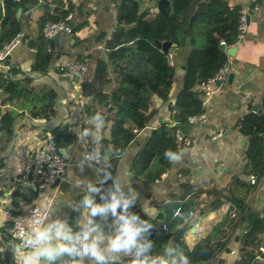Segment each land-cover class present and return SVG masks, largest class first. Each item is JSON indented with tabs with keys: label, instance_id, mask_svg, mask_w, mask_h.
Segmentation results:
<instances>
[{
	"label": "crops",
	"instance_id": "crops-1",
	"mask_svg": "<svg viewBox=\"0 0 264 264\" xmlns=\"http://www.w3.org/2000/svg\"><path fill=\"white\" fill-rule=\"evenodd\" d=\"M223 1H227L230 6L240 4L239 0ZM67 2L72 5L70 13L72 28L81 24L84 26L70 35L59 33L48 41L46 48L48 66L45 73L46 78L48 77L51 82L52 91L58 95L56 97L58 106L49 122L40 119L31 122L24 115L36 99H44L45 82L37 80L36 74L31 70L36 52L28 48L27 42L39 33L37 29L41 14L49 12L50 17H53L67 8ZM256 2L258 10L249 13L247 28L242 39L234 46L226 47H236L234 56L227 57L232 66V79L216 87L209 105L203 108L205 122L190 124L184 136L191 140V145L176 147L174 143L172 144L176 152L182 153L181 161L170 163V167L152 182H143L146 175L157 170L152 143L158 141L167 129L177 126L168 108L176 101H184L182 82L186 75L185 64L191 50L187 41L183 48H175L173 45L168 47L170 50L166 54V61L174 67V75L170 81L160 80L148 72L153 80L159 81L166 87L167 101L161 102L156 113L142 130L133 133L132 145L115 159L114 175L122 179L130 177L133 187L140 193L141 201L131 209L139 215L142 207L170 202L168 197L176 193L224 189L218 196L221 206L213 212H207L196 218L197 209L193 203L195 213L190 216L187 226L189 228L184 236L188 248H192L197 241L220 246L213 264H235L239 249L235 240L244 234L249 225L245 216L241 218L233 201L245 200V215L250 212L258 213L255 222L262 216L264 207V181L257 189L251 190L247 183V175L244 174L249 169L244 156L246 134L249 130L245 118L249 114L257 113L256 106H260L261 109L260 102L264 93V0H256ZM167 4L164 0H136L140 13L146 11L155 14ZM24 6L25 11L20 10L17 18L22 29L20 42L4 61H0V72L5 74L8 69L14 68L30 77L33 82L29 87L33 88V92L20 95L13 91V95L9 96V99L13 100L6 101V96L0 91V119L8 112L18 115L12 122L10 131L0 124V222H4L14 209L34 208L40 202L26 185L14 186L13 182L23 172L32 151L43 145L49 134L55 136L61 152V149L69 144L75 146L77 140L75 129L86 126L84 121L94 113L102 112L106 118V126L102 131L97 132V136L102 139L109 138L112 123V119L107 118L108 111L104 103L95 104L94 110L85 114L83 106L89 99L85 101L79 99V84L93 79L95 63L102 58L103 43L116 27L112 0H26ZM132 30L142 32L141 27ZM100 36L104 39L100 40ZM83 59L86 60V64L80 78L66 77L65 69L73 62ZM51 72L55 75L54 79L48 75ZM2 82L0 81V84ZM15 87L24 89L19 81L16 82ZM110 89L111 85L105 86L103 94L107 95ZM198 96L200 98V90ZM148 107L151 105L148 104ZM242 122L243 125L240 126ZM175 130L176 135L179 132L176 128ZM157 131L159 133L152 142V135ZM144 145L150 147L151 155L144 164L136 165L134 156ZM77 150L84 149L78 145ZM64 160L66 162L64 180L53 186H45L43 191L56 198L57 203H62L58 215L66 218L70 224L74 215L76 214L77 217L79 215V212L72 207H75L84 195L82 190L74 189L70 183L74 176L94 179L95 172L87 165L81 171L77 167L78 157L75 154L71 160L65 158ZM125 182H128L127 179ZM214 198L210 197L202 201L214 202ZM96 199L100 202L98 195ZM194 221L197 223L195 227L192 225ZM9 227L10 221L7 219L4 227L0 228V234L4 236L5 241L11 239L8 234ZM163 227H165L163 224H157L156 230ZM154 235L155 232L150 238L152 241ZM259 237L260 251L264 253V229ZM153 254H156L154 250ZM256 263L264 264L262 261ZM0 264H17L10 249L6 248L0 253Z\"/></svg>",
	"mask_w": 264,
	"mask_h": 264
},
{
	"label": "trees",
	"instance_id": "trees-1",
	"mask_svg": "<svg viewBox=\"0 0 264 264\" xmlns=\"http://www.w3.org/2000/svg\"><path fill=\"white\" fill-rule=\"evenodd\" d=\"M164 1L168 3L165 8L154 14L146 11L138 12L136 0H112L116 27L103 43L102 58L95 63L93 79L79 84V99L84 101L89 99L83 106V112L88 114L94 110L95 104L104 103L108 111L107 118L112 119L109 138L102 139L104 147L108 150H119L123 154L132 145L133 133L142 130L158 110L151 100L153 96L162 103L167 101L166 87L159 81L153 80L148 72L160 80L170 81L174 75V67L166 61V54L170 49L168 48V51L164 53L155 42L170 43L175 48H183L187 41L191 48L185 64L186 75L182 82L184 101H176L168 108L175 125L187 124L188 118L203 113L202 103L198 96L199 84L202 80L212 76L225 62L226 56L219 52V44L223 43L225 47H231L237 42L238 5L230 6L227 1L223 0ZM25 2L26 0H0V49L11 38L21 34L22 29L16 18V12L18 9L25 11ZM71 11L72 5L67 2V8L53 17H50L49 12L42 13L38 21L37 31L39 33L27 42L28 48L36 52L31 70L36 74L37 80L46 84H43L44 99H36L24 115L31 122L35 119L49 122L58 106L56 102L58 95L52 91L51 82L48 77L46 78L48 40L42 37V27L47 22L58 21ZM129 25L142 28V35L139 39L133 40L126 36L127 32L132 31L124 30ZM83 26L81 24L72 28V32ZM100 38V40L104 39L103 36ZM15 80L21 83L25 94L33 92V88L29 87L33 79L10 68L5 74L0 72V81H3L0 84V91L6 96V101L13 100L9 99V96L13 95ZM110 85L111 89L108 94H103L105 86ZM147 100L150 101L151 107L146 104ZM260 103L261 112L249 114L245 118V123L249 125L244 150V156L249 164L248 171L244 173L247 176L252 173L259 175L262 172L264 93ZM17 116L13 112L5 113L0 119V124L10 131L12 122ZM241 125L243 122L240 123ZM175 131L174 127L167 129L158 141H154V138L159 131L153 133L152 147L157 170L146 175L143 182H152L170 167V162L164 158L163 153L166 150L176 152L172 145L175 140ZM116 158L118 157L112 159L114 173ZM250 187L251 190L255 189L253 186ZM223 190H190L170 195L168 200L170 202L191 200L197 209V218L221 206L218 196ZM210 197H215V201L209 203L202 201ZM233 204L243 219L246 212V201L235 200ZM76 218L75 214L70 225L74 224ZM188 228H179L172 233H167L162 228L156 230L153 239L154 252L162 255L166 246L176 245L183 249L191 264H213L220 246L197 241L192 248H188L184 237ZM263 229L264 207L260 219L247 225L244 234L235 240L239 247L235 264H255L258 261L264 263V253L260 251L259 237Z\"/></svg>",
	"mask_w": 264,
	"mask_h": 264
},
{
	"label": "clouds",
	"instance_id": "clouds-1",
	"mask_svg": "<svg viewBox=\"0 0 264 264\" xmlns=\"http://www.w3.org/2000/svg\"><path fill=\"white\" fill-rule=\"evenodd\" d=\"M84 124L75 129V146L61 149L68 161L74 154L78 157L81 171L87 165L95 172L94 179L74 176L70 183L84 192L76 206H70L79 212L74 224L58 215L62 203L47 192L41 193L40 202L26 210L27 216L15 218L8 229L11 239L5 241L0 234V253L10 249L17 264H191L176 245L166 246L162 255L153 254L154 243L149 237L155 227L154 214L142 207L145 219L131 211L141 196L130 177L125 178L126 183L114 175L112 159L122 153L106 149L102 137L97 136L106 126L105 116L98 111ZM78 145L84 150L78 151ZM163 155L173 164L182 159V153L171 150ZM109 180L111 185L105 188ZM7 219L0 222V228Z\"/></svg>",
	"mask_w": 264,
	"mask_h": 264
},
{
	"label": "built area",
	"instance_id": "built-area-1",
	"mask_svg": "<svg viewBox=\"0 0 264 264\" xmlns=\"http://www.w3.org/2000/svg\"><path fill=\"white\" fill-rule=\"evenodd\" d=\"M240 4L238 5L237 10V41H240L246 31L248 19L250 12H255L258 10V3L256 0H239ZM72 17L71 14H67L65 17L60 18L56 22H47L42 27V37L45 40H51L55 35L59 33H65L70 35L72 33L71 26ZM142 35V32L131 31L127 32L126 36L135 40L139 39ZM21 34H18L11 38V40L2 46L0 49V61H4L8 56L10 51L20 42ZM223 44V43H220ZM224 45V44H223ZM224 51L222 52L226 56L225 62L215 71V73L202 80L199 84L200 98L202 107L206 108L209 105L212 94L214 93L216 87L228 80L229 75L232 74V66L228 62V55ZM86 60H79L73 62L67 69H65L64 74L68 78H80L82 72L85 70ZM51 79L55 78L53 72L48 74ZM14 92L20 95H24L23 89L19 87L14 88ZM149 100L146 101V104H149ZM205 114L201 113L196 116H191L188 118V124L195 123H204ZM174 144L176 147L191 145V140L187 137L177 133L175 135ZM90 150V149H89ZM151 149L149 146L144 145L140 147L135 156L134 163L136 165L144 164L145 161L150 157ZM66 171V162L61 155L60 149L56 144V139L54 135L49 134L43 145L34 149L29 157L28 163L25 165L21 175L16 178L13 182V185L24 184L28 187L29 191L34 195L35 198L41 199V193H44L43 189L45 186H53L64 180ZM264 181V155H263V166L262 172L258 174H249L247 176V183L250 186H253L257 189L262 182ZM14 209L11 213L8 214V219L10 221V227H12L15 218L27 216L29 213L28 209ZM141 218H144L143 215H140ZM192 225L195 227L197 223L194 221ZM165 230V227H163ZM10 238L11 235L8 232ZM258 259V256H257Z\"/></svg>",
	"mask_w": 264,
	"mask_h": 264
},
{
	"label": "water",
	"instance_id": "water-1",
	"mask_svg": "<svg viewBox=\"0 0 264 264\" xmlns=\"http://www.w3.org/2000/svg\"><path fill=\"white\" fill-rule=\"evenodd\" d=\"M19 15H20V9H18L16 12V18H18ZM247 19L249 20V16L247 17ZM135 27H136L135 25H129V26H126L124 30L129 31ZM155 44L164 53L167 52L168 47L170 46V43L155 42ZM218 50L219 52H223L224 45L219 44ZM235 51H236V47L225 49L226 54L229 56H234ZM231 79H232V74L229 75L228 77V80H231ZM151 100L154 102L156 107L160 106L161 101L159 99L153 96ZM255 111L257 113H260L261 112L260 106H256ZM189 127H190V124L175 126L178 132L183 136L187 134V130ZM109 185H111L110 180L104 185V187L106 188ZM143 208L147 209L148 211L154 214L152 218V223L155 225V227L149 238L153 236L156 230L157 224H163L164 226L166 225V228H165L166 232L172 233V232H175L179 228L187 227L189 224L190 216L195 213V208L193 207V202L191 200H186L184 202H166L161 205H154V206L143 207ZM140 212L143 215V217L147 219L142 208L140 209ZM257 216H258V213L250 212L245 215V219L248 224H253ZM256 264H261V263H256Z\"/></svg>",
	"mask_w": 264,
	"mask_h": 264
},
{
	"label": "rangeland",
	"instance_id": "rangeland-1",
	"mask_svg": "<svg viewBox=\"0 0 264 264\" xmlns=\"http://www.w3.org/2000/svg\"><path fill=\"white\" fill-rule=\"evenodd\" d=\"M53 135V134H52Z\"/></svg>",
	"mask_w": 264,
	"mask_h": 264
}]
</instances>
